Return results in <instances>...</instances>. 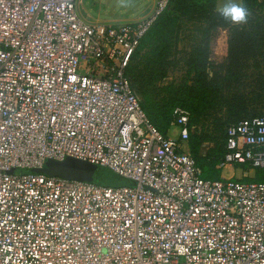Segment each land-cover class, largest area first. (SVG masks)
I'll use <instances>...</instances> for the list:
<instances>
[{"label":"built area","instance_id":"built-area-1","mask_svg":"<svg viewBox=\"0 0 264 264\" xmlns=\"http://www.w3.org/2000/svg\"><path fill=\"white\" fill-rule=\"evenodd\" d=\"M168 2L100 25L76 0H0V264H264V182L204 179L190 112L162 134L125 75ZM225 132L217 168L264 174V115ZM67 159L135 186L10 174Z\"/></svg>","mask_w":264,"mask_h":264},{"label":"trees","instance_id":"trees-1","mask_svg":"<svg viewBox=\"0 0 264 264\" xmlns=\"http://www.w3.org/2000/svg\"><path fill=\"white\" fill-rule=\"evenodd\" d=\"M241 3L248 10L249 17L246 24L238 26L219 14L216 0H169L140 41L125 70L141 109L162 134H167L175 107L190 112L189 151L201 169L202 177L208 180H220L215 167L225 154L226 127L264 115H249L245 96L239 89L244 86L247 71L252 70L256 76V88L264 92V69L260 62L264 56V0H241ZM183 18H197L204 24L200 30L202 39L193 43L185 61L189 68L187 75L195 73L194 86L187 83L176 88L171 84L160 85L174 65L172 57L178 45L177 24ZM214 49L224 58L226 65L222 67H225V73L209 78L205 70ZM223 91L231 93L224 95ZM222 110L224 116L217 117ZM202 117H212V131L198 133L193 129ZM204 144L212 147L201 153ZM255 173L254 181L264 182V174ZM250 180L243 179L245 182Z\"/></svg>","mask_w":264,"mask_h":264},{"label":"rangeland","instance_id":"rangeland-1","mask_svg":"<svg viewBox=\"0 0 264 264\" xmlns=\"http://www.w3.org/2000/svg\"><path fill=\"white\" fill-rule=\"evenodd\" d=\"M155 0H77V11L82 18L87 17V19L98 17L101 20L112 21V23L122 22V21H136L147 15L154 6ZM236 2L241 3V0H216V10L222 8L225 4ZM86 19V18H85ZM177 28V41L178 45L176 50L173 52V61L174 65L170 67L166 77L161 81L160 85L171 84L173 87H178L182 83H187L188 86H194L195 83V73H188V66L185 61L188 60L189 53L192 51V45L194 42H199L202 39V33L200 30L204 27L202 20L197 18H183L178 21ZM242 26V25H238ZM217 50H212L208 57V68L205 70V73L209 78L219 75H224L226 63L224 58L219 55ZM262 69H264V56L260 61ZM254 74V75H253ZM247 78L244 80V86H240V92L244 94L247 112L250 116L264 113V92L262 93L256 88L254 81L256 80L255 72L252 70L247 71ZM229 92L223 91L224 95H229ZM139 97V96H138ZM224 110L216 114L217 117L224 116ZM202 117L198 120L196 126L193 129H196L198 133L212 131V117L206 118ZM192 129V130H193ZM168 136L174 138L177 136L176 129H170L167 132ZM212 147L211 144L202 145L201 153L206 152ZM52 162L47 161L45 166L41 169L44 170L49 167ZM105 173H108V177L111 179H116L118 186H127L133 187L135 183L127 180L125 178L119 177L112 173L106 168H102ZM242 169L236 168H224L222 173L225 178H233L235 173L236 177L239 179L243 178L242 172H245ZM36 169H19L13 168L10 171L12 175H26V174H37ZM110 173H109V172ZM253 172V171H250ZM242 175V176H241ZM249 173L246 174V179H249ZM252 178V177H251Z\"/></svg>","mask_w":264,"mask_h":264},{"label":"water","instance_id":"water-1","mask_svg":"<svg viewBox=\"0 0 264 264\" xmlns=\"http://www.w3.org/2000/svg\"><path fill=\"white\" fill-rule=\"evenodd\" d=\"M50 162H52V164L49 167L44 170L36 169L35 172L37 174L59 177L67 180H76L104 186L127 187L123 185L118 186L117 178L113 180L110 176L108 177V173L104 172L102 169L103 167L73 159H67L63 162Z\"/></svg>","mask_w":264,"mask_h":264},{"label":"clouds","instance_id":"clouds-1","mask_svg":"<svg viewBox=\"0 0 264 264\" xmlns=\"http://www.w3.org/2000/svg\"><path fill=\"white\" fill-rule=\"evenodd\" d=\"M218 11L232 25H244L248 22L249 12L242 3H227Z\"/></svg>","mask_w":264,"mask_h":264},{"label":"crops","instance_id":"crops-1","mask_svg":"<svg viewBox=\"0 0 264 264\" xmlns=\"http://www.w3.org/2000/svg\"><path fill=\"white\" fill-rule=\"evenodd\" d=\"M155 3V2H154ZM76 7H77V0H76ZM86 18V19H85ZM85 18H83L84 20H86V21H88L89 23H91V24H100V25H102V24H105V25H110V24H116V23H119V22H114V23H112V21L110 20V21H103V20H101V19H99L98 17H95V18H91L90 20L89 19H87V17L85 16ZM122 22H125V21H122ZM188 149H189V145H188ZM215 169L216 170H218L219 171V179H224L225 177H224V175H223V173L221 172L222 170H220V169H218L217 168V166L215 167ZM249 173V176H250V178L251 177H255V175H256V173L255 172H248ZM242 176V175H241ZM232 178V177H231ZM233 178L234 179H239L240 178V176L239 177H236V175H235V173H234V175H233ZM226 179V178H225Z\"/></svg>","mask_w":264,"mask_h":264}]
</instances>
